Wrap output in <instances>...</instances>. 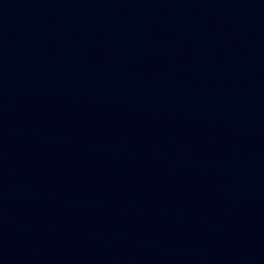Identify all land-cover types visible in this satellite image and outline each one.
Returning a JSON list of instances; mask_svg holds the SVG:
<instances>
[{
	"label": "water",
	"instance_id": "water-1",
	"mask_svg": "<svg viewBox=\"0 0 264 264\" xmlns=\"http://www.w3.org/2000/svg\"><path fill=\"white\" fill-rule=\"evenodd\" d=\"M0 264H264V0H0Z\"/></svg>",
	"mask_w": 264,
	"mask_h": 264
}]
</instances>
